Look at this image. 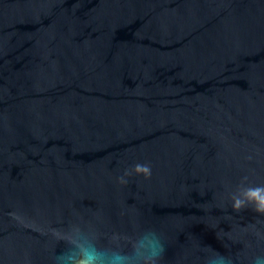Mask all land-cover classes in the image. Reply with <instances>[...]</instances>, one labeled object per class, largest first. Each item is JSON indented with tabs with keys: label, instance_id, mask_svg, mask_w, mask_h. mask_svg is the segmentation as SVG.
Masks as SVG:
<instances>
[{
	"label": "water",
	"instance_id": "95a60500",
	"mask_svg": "<svg viewBox=\"0 0 264 264\" xmlns=\"http://www.w3.org/2000/svg\"><path fill=\"white\" fill-rule=\"evenodd\" d=\"M256 187L264 0H0V264H264Z\"/></svg>",
	"mask_w": 264,
	"mask_h": 264
},
{
	"label": "clouds",
	"instance_id": "9594fccd",
	"mask_svg": "<svg viewBox=\"0 0 264 264\" xmlns=\"http://www.w3.org/2000/svg\"><path fill=\"white\" fill-rule=\"evenodd\" d=\"M135 172L145 177H151L152 175V170L149 165L137 164L135 166ZM121 183H126V181L121 178ZM246 200L254 201L256 203L255 211L264 213V188L256 187L248 189L246 192ZM244 205V200L237 199L233 207L239 211ZM140 245L144 248L150 264H159L165 252L164 244L160 238L155 236L145 237L140 241ZM124 259L125 257L119 254L106 255L101 253L95 247L81 249L76 257L65 252L57 254V260L60 264H122ZM257 260L259 264V258Z\"/></svg>",
	"mask_w": 264,
	"mask_h": 264
}]
</instances>
